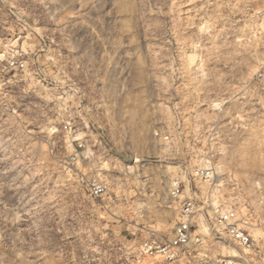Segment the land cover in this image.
<instances>
[{"label": "clouds", "instance_id": "1", "mask_svg": "<svg viewBox=\"0 0 264 264\" xmlns=\"http://www.w3.org/2000/svg\"><path fill=\"white\" fill-rule=\"evenodd\" d=\"M0 264H264V0H0Z\"/></svg>", "mask_w": 264, "mask_h": 264}]
</instances>
